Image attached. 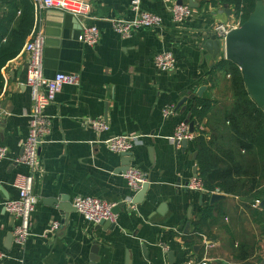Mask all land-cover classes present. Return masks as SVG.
Here are the masks:
<instances>
[{
	"label": "crops",
	"instance_id": "obj_1",
	"mask_svg": "<svg viewBox=\"0 0 264 264\" xmlns=\"http://www.w3.org/2000/svg\"><path fill=\"white\" fill-rule=\"evenodd\" d=\"M130 1H93L91 18L85 20L101 30L93 46L78 40L81 20L72 14L50 9L41 15L44 75L72 73L79 83L64 85L45 109L49 131L39 147L33 183L37 203L31 236L23 247L11 240L14 219L4 205L18 194L16 175L30 171L14 160L22 153L31 110L25 85L27 55L22 50L2 70L0 102L6 103L9 113L0 108V145L7 149V157L0 160V250L6 253L0 264H91L92 259L96 264L202 259L207 264H264V179L247 194L219 192L225 198L210 204V194L185 187L197 167L193 141L183 148L170 138L200 97L187 98L183 108L163 115V109L175 107L201 86H205L201 97L213 100L201 125L232 106L229 74L218 70L212 75L216 60L202 43L213 25L229 20L236 7L227 3L224 7L219 0H192L193 15L175 24L169 7L178 0H141L143 9L162 18V25L122 37L108 19L135 17ZM182 1L188 5V0ZM162 51L175 55L173 71L155 66L154 57ZM90 118L104 120L107 130L94 131L86 123ZM121 134L136 137L130 167L143 171L149 183L144 202L133 208L126 203L133 193L121 170V156L104 143ZM76 196L123 203L114 228H97V223L86 220L72 205ZM162 203L165 207L158 212ZM63 205L66 211L58 207ZM206 207L211 208V216L202 219L201 232H195L194 223ZM189 211L190 230L184 234ZM55 220L58 229L48 231Z\"/></svg>",
	"mask_w": 264,
	"mask_h": 264
},
{
	"label": "built area",
	"instance_id": "obj_2",
	"mask_svg": "<svg viewBox=\"0 0 264 264\" xmlns=\"http://www.w3.org/2000/svg\"><path fill=\"white\" fill-rule=\"evenodd\" d=\"M4 0H0L2 2ZM94 0H30L34 7L35 25L28 36L23 52L27 55V69L25 85L29 89L31 99V110L28 117V132L23 142L22 153L15 158L16 163L27 166L28 173H18L14 181L17 189V196L6 201L5 210L14 218V225L11 231L14 244L23 247L31 236V216L37 203V197L33 192L34 172L39 166V147L49 131V121L45 114L46 107L55 101L57 94L64 85H77L79 78L76 74L57 72L52 77L44 75V46L45 34L40 26L41 15L47 10H60L72 14L81 20L78 40L86 45L93 46L98 43L101 37V30L95 24H87L85 20L91 18L92 3ZM167 1V0H164ZM130 9L135 13L132 19L124 17H111L109 22L113 31L120 36H130L139 29H155L162 25V18L153 12L145 10L141 6V0H131ZM172 22L182 23L193 15L194 9L187 4H180L174 1L170 7ZM244 11L240 7L235 14L226 21H220L213 25L211 33L218 40L223 41L227 33L239 27L244 21ZM155 66L163 71H173L176 68L177 60L170 51H162L154 57ZM175 112L174 105L163 109V115L169 116ZM87 125L96 132L107 130L108 126L104 120L90 118ZM203 127V126H201ZM195 131L190 132L188 123L180 121L173 135L170 137L174 143L180 145L183 139L192 141ZM136 137L130 135H115L107 138L104 143L114 153L121 154L130 152ZM7 157L6 147L0 145V160ZM128 187L132 190L133 196L141 190L147 182L146 174L138 168L130 167L123 173ZM188 188L208 194L198 177L189 181ZM215 190L211 193H219ZM126 203L129 208L135 207L132 198ZM72 205L88 221L98 223L100 220L116 222L117 214L113 212L115 203L99 197L76 196L72 199ZM59 227V221H53L48 231L54 232ZM6 257V253L0 250V261ZM177 264H207L206 259L200 261L183 262Z\"/></svg>",
	"mask_w": 264,
	"mask_h": 264
},
{
	"label": "trees",
	"instance_id": "obj_3",
	"mask_svg": "<svg viewBox=\"0 0 264 264\" xmlns=\"http://www.w3.org/2000/svg\"><path fill=\"white\" fill-rule=\"evenodd\" d=\"M219 1L232 4L237 10L242 7L244 20L256 2ZM34 25L35 13L30 0L0 2V94L4 87L2 70L23 50ZM218 70H227L229 74L233 104L212 121L208 119L205 125L201 123L209 115L213 100L200 97L191 105L189 118L195 122L192 141L197 151V177L208 194L215 190L232 195L247 194L264 179V110L249 97L234 63L221 57L213 66L212 75ZM209 216L211 208L206 207L194 223L195 232H201L200 222Z\"/></svg>",
	"mask_w": 264,
	"mask_h": 264
},
{
	"label": "water",
	"instance_id": "obj_4",
	"mask_svg": "<svg viewBox=\"0 0 264 264\" xmlns=\"http://www.w3.org/2000/svg\"><path fill=\"white\" fill-rule=\"evenodd\" d=\"M178 3L182 4V0H178ZM188 5L192 8H196V5L193 4L192 0H188ZM226 7V4H223ZM230 14V9L226 11ZM203 48L207 51L213 61L224 58L232 63H234L240 70L245 89L249 97L255 102V104L264 110V0H256L253 10L248 14L247 18L242 22L239 27H236L230 30L225 39L220 41L217 37L211 33L208 36L203 38ZM205 89V86H201L195 94L190 96L182 97L175 106V109L183 108L184 103L187 101V98L194 99L195 95L197 97L202 96V92ZM0 108L6 109V103L0 102ZM184 122L188 123L189 131H195V122L190 119L189 116L185 118ZM4 123V119H2ZM177 146L178 144L175 143ZM188 140L183 139L180 142V145L183 148H186ZM122 159L123 172H126L130 167V161L132 160V153L125 152L119 154ZM197 151L193 153V158L196 159ZM193 176L197 177V167L193 168ZM189 182L185 184V187L188 188ZM149 183L146 182L140 191H138L132 198L133 204H142L144 202L145 195L148 191ZM225 195L223 193H211L209 195V203L212 204L216 201L224 199ZM123 203L113 207V212L118 214L119 206H122ZM158 212L162 211V208L165 207L164 203L159 205ZM62 207L66 211L65 206ZM75 208V207H74ZM190 211L187 214L188 220L185 223L183 229L184 234H187L190 230ZM12 219L13 216H12ZM115 222L109 220H100L97 223V228L102 229H113ZM11 240H12V234ZM91 264H96L95 259H92ZM126 261L129 263V254Z\"/></svg>",
	"mask_w": 264,
	"mask_h": 264
}]
</instances>
